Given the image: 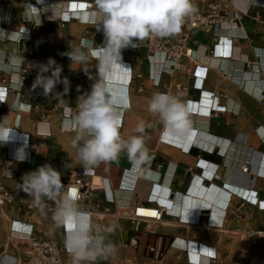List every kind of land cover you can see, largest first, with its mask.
<instances>
[{
	"label": "crops",
	"instance_id": "0c3cea01",
	"mask_svg": "<svg viewBox=\"0 0 264 264\" xmlns=\"http://www.w3.org/2000/svg\"><path fill=\"white\" fill-rule=\"evenodd\" d=\"M192 2L194 12L229 18L239 9L241 18L193 30L187 43L193 53L175 67L161 57L155 60L158 66L153 63L149 37L134 39L121 50L122 67L106 76L122 136L139 135L135 129L145 123L148 160L138 162L121 152L116 161L87 172L92 183L94 177L100 183H93L92 199L78 202L79 208L92 224L106 223L112 231L102 234L117 245L115 254L96 264H186L185 256L177 258L182 244L191 260L204 261L202 253L212 249L207 243L218 239L211 229L249 237L254 230H264V3ZM95 10V0H0V129L7 133L0 136V186L24 201L32 198L18 184L39 166L50 164L61 172L62 184L66 172L85 170L72 147L83 69L71 67L64 53L93 39V48L104 46ZM161 38L167 43L172 35ZM93 53L87 65L79 66L93 76L87 93L97 77ZM49 58L62 68L61 77L68 75L75 82L58 108L50 96L31 105L32 88L20 71L38 69ZM155 92L178 95L186 102L189 137L171 135L147 110ZM48 204L53 202L45 199L33 208L19 202L0 206V264H22L31 249L29 236L53 240L63 260L73 264L65 242L72 225L56 228ZM140 205L158 209L161 217L140 221L136 230L130 217ZM140 211L155 214L152 208Z\"/></svg>",
	"mask_w": 264,
	"mask_h": 264
},
{
	"label": "clouds",
	"instance_id": "9594fccd",
	"mask_svg": "<svg viewBox=\"0 0 264 264\" xmlns=\"http://www.w3.org/2000/svg\"><path fill=\"white\" fill-rule=\"evenodd\" d=\"M95 9V27L102 26L104 46L93 48V39L64 53L70 59L71 67L76 65V69H83L85 73L89 68L79 66L87 65L94 51L98 53L95 56V83L90 92L78 97L73 121L76 135L72 147L85 173L101 163L116 161L121 152H126L130 159L138 162L148 160L143 137L145 123L141 121L136 127L135 132L139 135L122 136L121 119L108 97L105 79L114 67H122L119 63L121 50L132 44L134 39L139 41L150 35L165 37L177 33L184 19L195 11V5L192 0H95ZM20 62L14 60L13 64ZM48 72L50 75H45ZM61 73L62 68L49 58L47 64L38 66L33 88H42L43 94L48 96L58 83H63V93H55V98L62 102L69 91V81L67 78L61 80ZM89 78L93 79L91 74ZM147 110L178 139L184 140L192 134L189 109L178 95L155 92L147 101ZM6 135L0 129V136ZM61 175L50 164H44L24 174L18 186L38 205L45 199L53 202L52 221L56 228L72 225L65 242L73 264H96L98 259H107L116 253L117 245L107 240L92 224L90 216L80 210L77 190L65 187ZM105 231L111 232L112 229Z\"/></svg>",
	"mask_w": 264,
	"mask_h": 264
},
{
	"label": "built area",
	"instance_id": "2783aa9c",
	"mask_svg": "<svg viewBox=\"0 0 264 264\" xmlns=\"http://www.w3.org/2000/svg\"><path fill=\"white\" fill-rule=\"evenodd\" d=\"M241 18V11L236 9L232 15L227 18L224 15H220L215 12H211L208 14H201L198 12H193L189 16L184 19V22L181 25L180 30L172 35V40L167 43L162 40L160 36L150 35L148 36L147 49H148V57H154L158 52H161L163 58L169 61L173 67L180 64V60L183 56H190L189 51L191 48L187 46L190 34L193 30L203 29L209 30L212 25H217L221 23L224 19H227L229 22H236ZM214 38L218 39V34H213ZM47 64V63H46ZM22 81H27L29 86L32 88V92L28 95L31 99V105L37 106V99L39 97H46L43 94L42 88H33V84L38 75V69L28 70L21 69ZM89 74L85 73L83 70L82 77L80 79L82 89L78 94L83 95L87 93L88 83L91 80L89 78ZM92 76V74H91ZM93 77V76H92ZM67 78L69 81V91L74 88L75 82L68 75H63L61 80ZM64 84L58 83L53 91V93L49 94L53 100L54 105L53 108H58L62 105V102L55 98V93H63ZM67 93V94H68ZM66 181L63 183L65 187L75 188L80 196V201L83 199L91 200L92 199V189L94 187L92 183V175L89 173H85V170H70L65 173ZM19 202L21 205L24 203L29 208H33L36 203L31 200L24 201L21 199L15 192L6 189L3 186H0V206H4L9 203ZM52 206L54 204H48L47 207L49 210H52ZM137 207L134 209L133 215L130 217L131 221L135 224V229L138 230L140 221L144 219H155L160 220L161 211L158 215L155 216H147L141 215L137 212ZM96 228L101 230V234L105 232L108 228V225L104 222H98L93 224ZM250 235L256 237L264 238V230H254L250 233ZM29 240L31 242V249L28 253V258L22 264H72L69 261H64L62 258L61 248L51 239L44 238H35L29 236ZM173 244L175 241L172 242ZM178 247V255L177 258H181L183 256L186 257V264H221L218 261L216 253L209 257V260L206 263H200L197 261H193L188 257V248L185 244L179 245ZM149 250L153 252L155 250L154 247H150ZM264 256V251L262 252ZM113 264V263H111ZM164 264V263H158Z\"/></svg>",
	"mask_w": 264,
	"mask_h": 264
},
{
	"label": "rangeland",
	"instance_id": "374dc122",
	"mask_svg": "<svg viewBox=\"0 0 264 264\" xmlns=\"http://www.w3.org/2000/svg\"><path fill=\"white\" fill-rule=\"evenodd\" d=\"M215 238L213 243H207L215 249L221 264H264V238L249 237L244 233L209 231ZM223 233V234H219Z\"/></svg>",
	"mask_w": 264,
	"mask_h": 264
},
{
	"label": "bare ground",
	"instance_id": "6f19581e",
	"mask_svg": "<svg viewBox=\"0 0 264 264\" xmlns=\"http://www.w3.org/2000/svg\"><path fill=\"white\" fill-rule=\"evenodd\" d=\"M253 2H258V3H264V0H252ZM193 53V50L192 49H190V51H189V54L191 55ZM193 56V55H192ZM158 57H161V58H163V55L161 54V52H158L154 57H152V59H153V63H155V60H157V58ZM160 63H162V62H160ZM155 65H157V63H155ZM161 65H163V63L161 64ZM158 66V65H157ZM158 71V70H157ZM157 73V72H156ZM142 175V174H141ZM262 204H264V202L262 203ZM145 208H152V209H154L155 210V214H148V213H143V212H141L140 210H145ZM137 212L139 213V214H141V215H147V216H155V215H158L160 212L156 209V208H154V207H149V206H138L137 207ZM15 233H17V234H21L22 232H18L17 230H15ZM186 245V244H185ZM210 248H212V249H209L208 251H207V253H202L203 255H206L205 257L207 258L206 260H204V261H202V260H200V261H198V262H200V263H206L208 260H209V257L211 256V255H213V254H215V249L213 248V247H210ZM209 253H211V254H209ZM198 254L199 253H197V254H194V255H197L198 256Z\"/></svg>",
	"mask_w": 264,
	"mask_h": 264
},
{
	"label": "water",
	"instance_id": "95a60500",
	"mask_svg": "<svg viewBox=\"0 0 264 264\" xmlns=\"http://www.w3.org/2000/svg\"><path fill=\"white\" fill-rule=\"evenodd\" d=\"M93 183L94 184H99L100 183V179L98 177H94L93 178Z\"/></svg>",
	"mask_w": 264,
	"mask_h": 264
},
{
	"label": "snow or ice",
	"instance_id": "6c2138e0",
	"mask_svg": "<svg viewBox=\"0 0 264 264\" xmlns=\"http://www.w3.org/2000/svg\"><path fill=\"white\" fill-rule=\"evenodd\" d=\"M93 55H98V53L97 52H94ZM209 254H211V253H209Z\"/></svg>",
	"mask_w": 264,
	"mask_h": 264
}]
</instances>
